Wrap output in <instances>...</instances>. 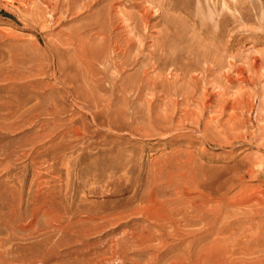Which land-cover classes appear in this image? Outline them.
<instances>
[{"label": "rangeland", "instance_id": "obj_1", "mask_svg": "<svg viewBox=\"0 0 264 264\" xmlns=\"http://www.w3.org/2000/svg\"><path fill=\"white\" fill-rule=\"evenodd\" d=\"M218 1L179 3H188L193 20L211 23L206 4ZM146 2L79 0L75 10L88 4L90 14L84 7L54 20L42 0H0V264H83L110 252L117 240L131 244L132 235L150 248L129 246L125 264H145L159 256L158 264H171L194 240L184 233H199L203 224L181 226L179 235L160 229L150 197L157 196V203L167 192L181 191L195 202L230 203L243 192L264 194V177L242 178L247 161L264 157V142L227 147L222 126L234 111L220 117L201 105L220 93L227 101L252 97L255 111L244 118L256 125L254 130L264 126V118L257 120L264 65L254 73L247 64L264 62L261 14L251 13V22L230 27L238 41L233 51L237 68L252 82L236 81L228 88L222 76L227 68L202 64L190 72L198 78V93L188 100L183 97L187 90L176 88L168 75L179 74L172 61L158 67L161 54L172 52L178 63L195 64L198 55L207 53L209 40L203 42L199 27L173 25L165 33L171 46L162 51L165 28L163 17L156 16L130 43V17L149 6ZM241 2L249 6L261 0ZM101 13L111 19L118 48L98 41V53L81 54L68 37L90 27ZM125 51L130 56L120 79L105 58L119 62L116 55ZM210 118L214 121L208 123ZM98 260L115 264L101 257L89 264Z\"/></svg>", "mask_w": 264, "mask_h": 264}, {"label": "bare ground", "instance_id": "obj_2", "mask_svg": "<svg viewBox=\"0 0 264 264\" xmlns=\"http://www.w3.org/2000/svg\"><path fill=\"white\" fill-rule=\"evenodd\" d=\"M42 1L45 5V9L51 12L54 20L61 19L60 17L63 16L78 14L84 9V7L88 9L86 11L90 14L92 8L87 4L82 8L80 7L79 9L81 10L76 11L75 9L78 6L79 0H71V2L67 1V4H69L67 6L64 5L65 2H63V0ZM147 1L148 2L146 3H148L149 6L143 7L138 14L134 17H130L132 33V36L130 37L131 39L128 40L130 43H134V39H136L137 36L139 37L140 34L150 28L151 23L156 16L163 17V24L165 28L163 34L160 35V38L163 40L160 43L162 51L171 46L169 43V36H166L165 33L170 32L173 25L177 27L182 24V26H186L188 28L190 27L191 29L199 27L200 30H198L201 32L199 33L203 38V42H206V40L211 41L207 42V46L210 45L207 48V53L204 52L202 55H198L196 57L195 64L178 63L179 58H177L175 54H172V52H169L167 56H163V54H161L163 62L158 67L161 68L169 61H172L171 63L177 67L176 69L179 71V74L176 75V73L174 77H171L170 74L168 75L170 78H173V85L176 88L183 87V89L187 90L183 93V97L185 99L189 100V98L193 99L197 96L198 78L193 77L190 72L195 69H199L202 64H210L212 65V68H227L228 73H225L222 76H224L227 80L228 88L231 84L236 83V81L248 83L252 82V79L245 76V70H239L237 68L236 57L233 55V51L235 43L237 44L238 41L235 35H231L230 27L235 23L245 24L249 21L251 22L253 19H251L252 14L259 17L260 13L262 17L260 19L264 20V0H261V3L259 2L257 4L255 3L256 1L250 3L249 0H246L252 5V7L251 5L246 6L245 2H241V0H221V3L218 1L213 5L206 4L208 9L207 13L210 15L212 20L211 23H198L193 20L191 14L187 12V2L179 3V0H173L172 3H170L169 0ZM199 4L201 5V0H199ZM221 4H223V9L219 7ZM247 7H249V9ZM251 9L256 11L255 14L253 12H249ZM86 11L84 10L83 13ZM182 13L187 16H182ZM263 22L261 21V23ZM113 29L114 27L111 19L108 15L104 16V14L101 13L99 17H97L95 23H93L90 27L79 29V31L71 34L68 39L69 42L70 40H73L76 43L77 50L81 54L91 55L93 52L98 53L101 45H106L109 49H111L113 43H115L118 48V43L120 41L118 42V40L112 37ZM190 32L193 31L190 30ZM98 41L101 42V45H99V43L97 44ZM117 48L116 50L120 51ZM102 53L104 54V51L101 52L100 55ZM116 56L120 60L119 62H117L116 59L113 60L110 58V60L109 57L105 58V60L110 63L112 69L121 79V76L125 72V67L128 66L126 60L129 58L130 54L128 51H125L118 53ZM131 63H137V60L135 59ZM247 64L251 65L250 71L257 73L264 65V62L260 59H255L253 62ZM211 67L206 70H212ZM206 70L203 69L202 71L206 72ZM189 74H191V76ZM204 78L206 77L204 76L203 79ZM160 80L162 83L163 79L161 77ZM164 82L165 86L168 82ZM178 84L181 86H177ZM216 87L218 86L216 85ZM224 94L225 93H220L217 96H212L209 100H207L210 101L209 104L207 103L208 106L205 105L207 101L203 103L201 102V105L204 106V108L210 109V111L212 110L214 114H220V117L223 116L225 111L228 109L234 111V113L229 116L227 122L222 126L224 129L222 133L224 134L225 141L227 142V147L233 149L240 147L241 145L245 146L247 145L246 143L249 142L254 143L257 140L264 142V126H259L257 127V130H254L256 125H253L252 122L244 118L246 114L249 115L255 111L253 98L244 97V95H237L234 98L231 97L232 99L230 101H227L226 98H224ZM226 94L228 96V93ZM200 95L198 94V99H200ZM215 97L218 98L216 102H214ZM259 107L261 108H258L257 120L264 118V114L262 112L264 110V101H261ZM212 120L214 121L213 118H210L208 123ZM260 157L258 159L254 158L253 160H249L250 162L247 161V163L243 166L245 169L242 177L243 180L246 178L253 179L256 177H264V157ZM167 193L168 195L166 198L162 201H157V203L153 200L154 197H150L151 200H149L150 204H152L150 207L157 209L151 213H153V221L159 225L160 229H170L174 234L178 233L177 235H179L184 231L180 229L181 226L187 228L192 223L203 224L199 233L189 231H187L186 234L184 233V235L188 237L192 236L194 240L189 246H187V248H185L186 250L183 252L181 251L179 256L177 255L176 260H173L172 263L170 262L171 264H264V194L262 192H257L256 190L253 193L243 192L244 194L237 195V198L235 200H231L232 202L230 201V203L220 200L195 202L188 200L181 191H176L173 194L170 191ZM163 194L166 195V193ZM143 197L142 199L147 201V198L144 199ZM155 198L157 199V196H155ZM149 202L147 204H149ZM138 212L135 213L137 214ZM140 213L143 214V212ZM213 236V241L209 242V245L206 244L208 246H204V244L203 247L199 248V245L201 244L200 242L207 241L208 238ZM132 240L133 242L131 244H126L122 240H117V242L115 241L112 243L113 245L110 252L105 251L103 254L96 256V258H93L92 260L85 259L83 260V264H89L91 261L94 262L96 259H100V257L103 261H112L111 263L115 264H125L124 262L127 257L126 251L130 247L138 248V250L140 249L141 251H146L150 248L145 245L143 238L137 235H132ZM159 258L160 256L155 259L150 258L145 262V264H158L157 261ZM102 263L103 262H99L97 264ZM134 264L142 263L135 262Z\"/></svg>", "mask_w": 264, "mask_h": 264}]
</instances>
